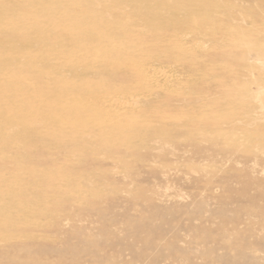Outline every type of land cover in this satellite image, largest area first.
<instances>
[{"label": "rangeland", "instance_id": "374dc122", "mask_svg": "<svg viewBox=\"0 0 264 264\" xmlns=\"http://www.w3.org/2000/svg\"><path fill=\"white\" fill-rule=\"evenodd\" d=\"M108 6L0 35V264H264V0Z\"/></svg>", "mask_w": 264, "mask_h": 264}, {"label": "bare ground", "instance_id": "6f19581e", "mask_svg": "<svg viewBox=\"0 0 264 264\" xmlns=\"http://www.w3.org/2000/svg\"><path fill=\"white\" fill-rule=\"evenodd\" d=\"M111 2H115V0H0V12L5 13L2 18L0 17V35L7 33L6 37L11 39L14 38V35L20 36L21 34H36L43 36L46 32L45 30L50 28V34H55L56 36L67 33L68 38H64V40L76 43V40L82 41V33L86 30V27L91 29L96 24V21L102 19L97 18V16L93 18L88 17L85 19L86 22H82L83 15L82 12H80L81 5L83 3L93 7L100 5L109 9L110 7L108 5L111 4ZM199 5L202 6L203 4ZM10 8L27 9L30 13L25 16L14 15V17H11L9 14ZM184 9L186 10V8ZM108 14H104V18H111L112 14H110V12ZM117 16L123 18L125 16L128 17L126 11L121 12L120 15ZM127 19H129V17ZM33 20L37 21L42 27L35 28L33 25H30V21L32 22ZM5 29L7 32H5ZM256 52L257 51H255V53ZM258 53L260 54V52H257V54ZM246 55L249 56L248 53H246ZM82 58V55L77 56L72 58L70 62L81 61Z\"/></svg>", "mask_w": 264, "mask_h": 264}]
</instances>
